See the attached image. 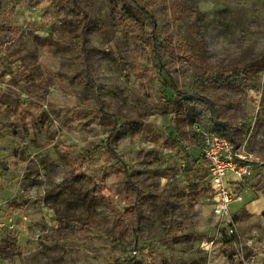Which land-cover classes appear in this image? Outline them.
<instances>
[{"label": "rangeland", "instance_id": "1", "mask_svg": "<svg viewBox=\"0 0 264 264\" xmlns=\"http://www.w3.org/2000/svg\"><path fill=\"white\" fill-rule=\"evenodd\" d=\"M202 131L255 159L221 216ZM0 223V264H264V0H0Z\"/></svg>", "mask_w": 264, "mask_h": 264}, {"label": "built area", "instance_id": "2", "mask_svg": "<svg viewBox=\"0 0 264 264\" xmlns=\"http://www.w3.org/2000/svg\"><path fill=\"white\" fill-rule=\"evenodd\" d=\"M201 154L209 173L212 212L221 216L235 199L236 189L250 175L254 157L241 151L224 136L202 131ZM2 223H0L1 228Z\"/></svg>", "mask_w": 264, "mask_h": 264}, {"label": "trees", "instance_id": "3", "mask_svg": "<svg viewBox=\"0 0 264 264\" xmlns=\"http://www.w3.org/2000/svg\"><path fill=\"white\" fill-rule=\"evenodd\" d=\"M72 6H73V8L77 11V13H79V14H83L84 16H86L85 13H84V11H83L78 5H76L74 2L72 3ZM205 70H206V72H207L208 74H212V75H215V74H216V73L214 72V70H212V67H210V66L206 67ZM232 72H233V70H232ZM234 73H235V72H234ZM220 78H224V77H223V76L221 77V75H219V79H220Z\"/></svg>", "mask_w": 264, "mask_h": 264}]
</instances>
